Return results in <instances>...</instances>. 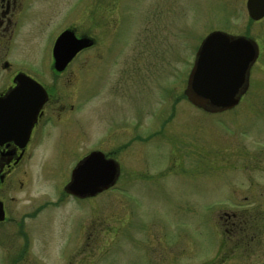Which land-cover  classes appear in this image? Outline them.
I'll list each match as a JSON object with an SVG mask.
<instances>
[{"label":"rangeland","instance_id":"rangeland-1","mask_svg":"<svg viewBox=\"0 0 264 264\" xmlns=\"http://www.w3.org/2000/svg\"><path fill=\"white\" fill-rule=\"evenodd\" d=\"M62 1L18 19L1 60L49 85L56 36L69 27L92 37L56 83L80 108L76 119L87 113L65 139L83 129L75 150L113 152L119 175L96 197L61 201L77 159L22 168L25 185L6 205L28 247L14 223L0 226V264H264V18L251 22L246 0ZM214 31L259 49L239 104L220 113L183 96Z\"/></svg>","mask_w":264,"mask_h":264},{"label":"flooded vegetation","instance_id":"flooded-vegetation-1","mask_svg":"<svg viewBox=\"0 0 264 264\" xmlns=\"http://www.w3.org/2000/svg\"><path fill=\"white\" fill-rule=\"evenodd\" d=\"M36 3L38 5H35ZM62 3V0H0V99H4L17 86L15 79L19 75H23L39 84L46 93L45 102L32 118L24 116L25 107L21 106L24 101L20 102L16 99L9 100V106L3 109L5 114L0 115V132H2L0 134V211L4 217L0 221V226L3 227L7 222L14 223L18 230L17 236L21 238V242H24V250L28 245L26 244L27 236L23 232V220L16 222L15 219L9 218L10 212L6 205L8 200H14L9 192L13 191L14 188H21L25 185L23 182L25 170L22 168L26 166L30 167L31 165L34 167L42 158H45L47 161L56 162L58 156L65 155V153L73 157V159H77L74 164L75 166L93 151L101 152L106 159H111L117 163L112 155L113 152H107L103 148L89 151L83 155L79 154L75 150V147L78 146L79 135L85 136L83 129L78 128L73 139H65L75 123H79V120L82 118L85 119V116L87 118V113L82 118L76 119V111L80 108L74 103L72 96H67V93L57 92L56 83L60 82V77L66 75L69 66L80 53L93 47L95 40L92 37L78 35L73 28L69 27L63 30L72 31L77 39H91L92 46L79 51L60 72L54 70L50 52L49 73L51 83L49 85H45L39 80L36 69L30 70L24 65L15 64L13 61L1 60L7 56L6 47L13 36L18 19L30 18L31 16L45 17L50 12V9L60 8ZM45 4H52L51 8L49 10L46 8L45 10L42 6ZM70 80L66 78L64 83L69 84ZM87 101L88 96L85 95L81 99L82 109H84ZM29 120H31V126L27 129L29 124L25 123V121ZM74 166L70 169L68 180L61 186V195L59 197L61 201L65 200V198L84 201V199H75L63 191ZM8 193L10 197H8ZM23 252L20 253L21 257H23Z\"/></svg>","mask_w":264,"mask_h":264},{"label":"water","instance_id":"water-1","mask_svg":"<svg viewBox=\"0 0 264 264\" xmlns=\"http://www.w3.org/2000/svg\"><path fill=\"white\" fill-rule=\"evenodd\" d=\"M249 20L264 18V0H246ZM92 46L89 38L77 39L70 30L61 32L52 46L54 70L60 72L81 50ZM258 57L257 44L245 36H231L221 31L209 33L200 43L183 91L185 99L195 108L208 113H220L236 107L248 87L249 71ZM17 86L0 99V115L8 101H24V116L34 117L46 100L44 89L31 79L19 75ZM22 114V115H23ZM31 126V120L25 121ZM2 134V132H0ZM119 175V166L93 151L80 160L71 171L64 193L88 199L113 187ZM4 219L0 211V221Z\"/></svg>","mask_w":264,"mask_h":264}]
</instances>
